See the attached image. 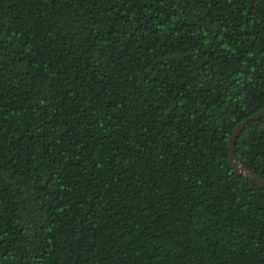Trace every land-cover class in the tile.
Wrapping results in <instances>:
<instances>
[{"label": "trees", "instance_id": "16d2710c", "mask_svg": "<svg viewBox=\"0 0 264 264\" xmlns=\"http://www.w3.org/2000/svg\"><path fill=\"white\" fill-rule=\"evenodd\" d=\"M263 108L264 0H0V264H264Z\"/></svg>", "mask_w": 264, "mask_h": 264}, {"label": "water", "instance_id": "95a60500", "mask_svg": "<svg viewBox=\"0 0 264 264\" xmlns=\"http://www.w3.org/2000/svg\"><path fill=\"white\" fill-rule=\"evenodd\" d=\"M264 115V108L256 112L255 114L251 115L250 117L244 119L242 122H240L235 129L233 130L229 140H228V154H229V163L232 167V169L237 173L238 175L244 176L245 178L255 182L257 185H259L262 189H264V182L259 179L253 170L249 169L247 166H245L242 163H239L234 151H233V144L236 139V137L239 135L241 129L246 126L247 123L258 119L259 117Z\"/></svg>", "mask_w": 264, "mask_h": 264}]
</instances>
